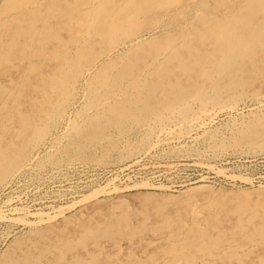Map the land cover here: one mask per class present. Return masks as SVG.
I'll return each mask as SVG.
<instances>
[{
	"label": "rangeland",
	"instance_id": "rangeland-1",
	"mask_svg": "<svg viewBox=\"0 0 264 264\" xmlns=\"http://www.w3.org/2000/svg\"><path fill=\"white\" fill-rule=\"evenodd\" d=\"M135 1H0V166L13 169L0 182V264H264V123H252L264 115L262 76L240 94L221 91V104L209 103L204 116L194 112L196 99L188 101L189 117L173 121L162 110L163 122L148 114L117 124L108 111L93 121L97 100L82 112L93 101L87 80L110 61L106 73L113 75L131 63L147 105H157L176 82L193 86L194 73L186 78L179 70L188 60L182 48L190 42L195 57L211 48L182 41L183 31L201 24L200 11L221 20L225 8L241 3L147 0L132 31L120 26L131 31L123 42L78 40L82 18L101 23L110 18L103 10L114 16ZM163 44L168 49L156 52ZM197 58L195 73L203 67ZM197 83L210 88L200 77ZM125 92L103 104L138 106ZM243 126L255 133L238 132ZM149 194L178 197L158 207L135 199Z\"/></svg>",
	"mask_w": 264,
	"mask_h": 264
},
{
	"label": "bare ground",
	"instance_id": "bare-ground-1",
	"mask_svg": "<svg viewBox=\"0 0 264 264\" xmlns=\"http://www.w3.org/2000/svg\"><path fill=\"white\" fill-rule=\"evenodd\" d=\"M0 1L2 2L3 0H0ZM127 1L132 2L133 0H127ZM146 1L147 0H136L134 2V4L131 3V5L128 6V8H123V10H122V8L116 9L114 11L115 12L114 16L110 13L112 11L108 12L107 10H103L102 11L103 15H106L107 18L109 16L110 18H109V20H106V21L103 20L101 22L102 24L99 23V21H97V23H95V24H92L94 21H91L88 23L87 20L85 21V19L82 18L83 20L78 21L77 24H79V23L82 25L84 24L85 27H83L82 31L80 30V34H81L80 36L81 37H78V40H80V42H81V38H83V39L87 38L88 39V38H90L89 37L90 35H94L95 38H97V39L100 38L101 39L100 41L107 38L106 40L108 41V45L116 44L119 40H122V42H123V38L126 39V37L130 36L132 28L136 23L135 18L137 17V15L139 13V9H141V7L142 8L144 7L143 5L146 3ZM179 1L180 0H160L158 3L163 2L162 5H165L168 3L173 4V3H176ZM228 1L230 2L231 0H228ZM234 1L235 2L240 1L241 3H239V5L237 6V8H235L234 11H229L228 8H225V10H226L225 15L223 16V18L221 20L216 18L215 15H212V14L209 15V13H205L203 11H200V13L198 12L197 15L193 12L201 24H199V26H195V25L189 26V28H185V31H183L182 41H186V42L188 41L189 42L192 39L194 41L200 40V41H202V44H201L202 46H206V44H207V46L209 48H211V50L209 52L206 51L203 54L197 56V57L202 56L203 67L197 69L198 72H196V73L193 71V67L192 66L190 67V64L199 65V58L193 56V53H192V51H194L195 49H193L190 42L186 43L184 45V47L182 48L187 52L188 60L187 59L181 60V65L180 66L178 65L179 70L181 71V73L183 75H185V77L188 76L190 73H194L191 76V80H190L191 82H193V80L196 81L195 84L194 83L192 84L193 86H188L189 84L188 85H180L178 82H176V84H173L170 86V88H172V89L168 90L167 94L163 93L161 95L162 100H156V101L154 100L155 104H157V105H147L145 103V99H147V94L143 95L141 93V90H140L141 87H143L142 83H140V80L143 81V79H141L138 74L136 76H135V74H133L134 70L132 68L131 63L128 62L127 64H124L123 67L125 69H122V72L117 71L113 75L110 73L109 74L106 73L107 72L106 68L108 66L112 67V61H110L106 66L102 67V69L104 68L103 70L100 69V70L96 71L93 75H91L92 73L91 74L89 73L91 76H94V79L90 80V78H89L87 80V84L89 85L88 87H90V83H92L91 84L92 87L90 89H88V91H91L90 92L91 93V100H93V101L89 104L84 103L82 112L90 111L93 107V104L97 102V106L99 105L100 108L97 107V110H95V112L91 116L90 119L93 121L98 119L101 115L105 114L106 113L105 111H108L109 113H111L112 116H114V119H116L117 124H121V121L126 120V119L137 120L139 118H142V120H143V119H145L146 115H148V114L154 115V116H156L155 119L162 121L161 119L165 116L164 112H168L167 117H165L166 119L168 118V120L170 118H172V121H173V118L175 116H177L178 118L182 117V119H184L191 112V107L189 105L190 103H188L189 100L196 99L199 102V105L194 112H195V114L200 115V113H202V115H203V114H206L208 112L207 106L209 103L221 104L220 103V92L221 91H223V90H225V91L235 90V91H238L240 94V93H242V90H243L242 88L251 79L258 78L260 76H262V78H264V0H234ZM103 2H105V1H103ZM203 3H205V2H203ZM54 6H55L54 2L49 3L48 10L51 11V9H52V12L54 13L55 12ZM113 6L114 5H112V7ZM199 6H200V4H199ZM205 7H207V6H205ZM205 7H203L202 9H204ZM100 12H101L100 7H98V9L95 11V13L99 17L102 18V14H100ZM121 12H124V14H123L124 16H119L121 14ZM85 13H87V12H85ZM218 14H220V13H218ZM84 17H86V16H84ZM74 20H75V18H74ZM76 20H77V18H76ZM42 24H46V22H42ZM122 24H124V25L126 24L131 31H125V32H123V30L119 31L120 26ZM91 30H93V31H91ZM181 33H182V30H179L178 36L181 35ZM31 39H33V38H31ZM12 40L15 41L14 38ZM82 43H83V41H82ZM171 44H172V42H171ZM171 44L169 42L168 46H171ZM166 45L163 44V45H161L160 48L157 47V49H155L156 52L158 50H160L163 53L164 50L168 49L167 48L168 46H166ZM174 46L175 45H173V47ZM174 48H176V47H174ZM171 49H172V47L170 48V51H171ZM179 49H180V47H179ZM127 50H128V48H127ZM176 55H177V53H176ZM170 57H172V56L170 55ZM156 58L154 61H156ZM189 59H190V61H189ZM120 61L122 62V59ZM67 63H66V65H67ZM63 66H65V64H63ZM103 71L105 73H103ZM75 73H76L75 78H77L81 75L79 70L78 71L76 70ZM167 73L171 74L172 70L171 69L168 70ZM124 77L126 78V81L123 80ZM198 77H200L203 82L204 81L209 82L210 88L207 89L202 84L197 83ZM223 77L226 78V82H224L223 86H218L217 83L219 81H221V79ZM156 78H158V77H156ZM66 82H67L66 80H62L60 82V84L67 85L68 83L66 84ZM70 84L73 85V81H71ZM68 87L70 88V86H68ZM158 87H159V82H156V83L149 84V86L146 88V90L149 94L151 92H154V90ZM189 88H192V89L190 90ZM100 89H101V91H103V93L101 95L98 94ZM127 90H129L131 92L128 99H134V100H136V104H138V106H136V107L134 106L135 108H132L128 105H126V106L121 105L119 108L112 109L109 105L107 106V104H105L106 102H104V104H103V100H108V101L109 100H121L120 93L121 92L124 93ZM115 91H117V93H115ZM68 93H69V91H68ZM260 97H264V96H260ZM88 99H90L89 96L85 100H88ZM232 99H233V97H232ZM94 100H97V101L95 102ZM175 101L179 102V104L177 106L174 105ZM115 104H117V103L115 102ZM194 105H196V103ZM104 106L105 107L107 106V107L105 108ZM222 106H219V107H222ZM230 108H232V107H230ZM101 110H103V111H101ZM161 110L164 112L162 113ZM218 110H220V109H218ZM226 110H228V108ZM258 110H260V109H258ZM80 113H81V111L79 112V114ZM149 118H150V116H149ZM165 118H164V120H165ZM143 121H145V120H143ZM134 122H136V121H134ZM175 122H177V121H175ZM125 123H126V121H125ZM252 123L254 125L264 123V115L262 117L255 118ZM162 124L164 125V123H162ZM165 124H166V121H165ZM77 125H79V124H75L73 129L75 127H77ZM93 125H95L97 127V124L91 123V126H93ZM235 126H237V125H235ZM179 127H181V125ZM177 130H179V129H177ZM238 130H239L238 132H240V133H244V132L255 133L254 129H247L246 126H243ZM93 132H91V133H93ZM179 132H180V130H179ZM167 133H170V132H167ZM83 136H85V138L90 137L87 133L83 134ZM12 173H13V169L9 168V166H5L4 164L1 165L0 166V182H2V180L7 178L10 174L12 175ZM177 197L171 196V195H166V196H162L158 199L157 197L150 196V194H149V196H147V195L137 196V197H135V199H137L138 201H140L142 203L152 204V205L158 207V205H161V203H163V202L177 200L176 199ZM186 198H188V197H186ZM123 201H124V199H123ZM125 204H126V202H125ZM117 210H120V209H117Z\"/></svg>",
	"mask_w": 264,
	"mask_h": 264
}]
</instances>
